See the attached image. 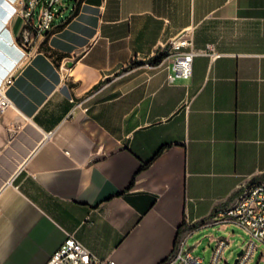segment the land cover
Segmentation results:
<instances>
[{"label":"crops","instance_id":"0c3cea01","mask_svg":"<svg viewBox=\"0 0 264 264\" xmlns=\"http://www.w3.org/2000/svg\"><path fill=\"white\" fill-rule=\"evenodd\" d=\"M23 3L0 0V264H44L70 233L114 264L230 235L205 222L264 181V0H64L31 53ZM185 30L202 52L168 81L150 60Z\"/></svg>","mask_w":264,"mask_h":264},{"label":"built area","instance_id":"2783aa9c","mask_svg":"<svg viewBox=\"0 0 264 264\" xmlns=\"http://www.w3.org/2000/svg\"><path fill=\"white\" fill-rule=\"evenodd\" d=\"M63 2L64 0H24L21 10L22 25L17 40L19 48L24 53H31L38 42L52 30ZM200 52L202 50L195 48L188 30L179 33L162 46L157 55L161 56L159 63L170 61L168 81L190 78L193 58ZM10 81L8 78L0 86V112L12 105L5 87ZM205 225L221 227L235 225L248 233L249 239L241 245L239 249L241 254H236L234 261L236 260L235 264H249L258 244H264V181L242 185L234 200L229 205L216 210ZM230 244L228 237L216 238L209 261L205 263L202 256L191 251L186 236H183L178 239L172 254L163 264H227L223 257ZM44 264H114V260L98 258L83 246L73 233H70Z\"/></svg>","mask_w":264,"mask_h":264},{"label":"rangeland","instance_id":"374dc122","mask_svg":"<svg viewBox=\"0 0 264 264\" xmlns=\"http://www.w3.org/2000/svg\"><path fill=\"white\" fill-rule=\"evenodd\" d=\"M68 13L69 11L66 12V14ZM228 231L231 232L230 235L222 233V232L221 233L216 232L213 229L211 230V232L214 234H219V235H224V236L229 237L231 244L229 248L225 251L223 259L224 261H226L227 264H232L236 257L237 252L241 248V245L246 240L249 239V235L241 227H238L235 225L230 226ZM204 247H207V248H204ZM211 249H212V245L206 244V245H203L197 252V254L201 255L204 258L205 263L209 261ZM257 262L258 264H264V244L263 243L258 244V248L254 254V257L252 258L249 264H257Z\"/></svg>","mask_w":264,"mask_h":264},{"label":"trees","instance_id":"16d2710c","mask_svg":"<svg viewBox=\"0 0 264 264\" xmlns=\"http://www.w3.org/2000/svg\"><path fill=\"white\" fill-rule=\"evenodd\" d=\"M160 55H157L156 57H154L153 59H151L150 60V62H152V63H158L159 62V60H160ZM133 64H135V62L134 63H132V65ZM165 148V146H161L156 152H155V154L152 156V158H150V160H148L146 163H144L143 164V167H145L146 165H148L155 157H157L161 152H162V150Z\"/></svg>","mask_w":264,"mask_h":264},{"label":"water","instance_id":"95a60500","mask_svg":"<svg viewBox=\"0 0 264 264\" xmlns=\"http://www.w3.org/2000/svg\"><path fill=\"white\" fill-rule=\"evenodd\" d=\"M239 254H241V250H239V251L237 252V255H239ZM235 262H236V260L234 261L233 264H235Z\"/></svg>","mask_w":264,"mask_h":264}]
</instances>
